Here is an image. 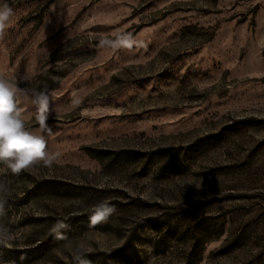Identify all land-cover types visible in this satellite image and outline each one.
I'll list each match as a JSON object with an SVG mask.
<instances>
[{"label":"rangeland","instance_id":"obj_1","mask_svg":"<svg viewBox=\"0 0 264 264\" xmlns=\"http://www.w3.org/2000/svg\"><path fill=\"white\" fill-rule=\"evenodd\" d=\"M7 3L0 75L50 92L60 155L0 165V264H76L89 237L93 264H264V0ZM123 32L140 46L100 47ZM104 199L117 211L90 227Z\"/></svg>","mask_w":264,"mask_h":264},{"label":"clouds","instance_id":"obj_2","mask_svg":"<svg viewBox=\"0 0 264 264\" xmlns=\"http://www.w3.org/2000/svg\"><path fill=\"white\" fill-rule=\"evenodd\" d=\"M14 16L13 9L7 0H0V40L10 27V20ZM100 47L112 49L132 50L138 45L132 33L123 32L115 38L103 37L99 40ZM27 97L35 107V120L40 131L33 130L25 117L22 106L23 98ZM51 94L47 89L20 87L17 83L10 81L0 75V165L13 175L23 172H35L38 167L51 168L59 157L58 152L48 150V140L43 134L51 133L47 120L50 112ZM8 186L0 182V216L5 214L4 205L7 202L3 197L7 195ZM116 206L109 199H104L89 208V226L95 227L107 223L116 213ZM67 224L64 219L57 220L50 233L57 240H68L61 231ZM9 230L0 224V245L5 247L9 244ZM88 240L79 239L71 253L76 264H93L88 258Z\"/></svg>","mask_w":264,"mask_h":264}]
</instances>
